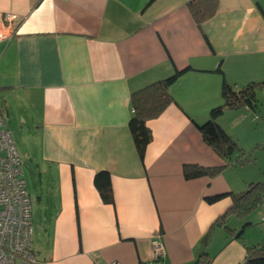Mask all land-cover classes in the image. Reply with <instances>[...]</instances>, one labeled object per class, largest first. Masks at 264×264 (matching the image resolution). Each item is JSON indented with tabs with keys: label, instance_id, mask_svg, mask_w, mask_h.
<instances>
[{
	"label": "crops",
	"instance_id": "1",
	"mask_svg": "<svg viewBox=\"0 0 264 264\" xmlns=\"http://www.w3.org/2000/svg\"><path fill=\"white\" fill-rule=\"evenodd\" d=\"M189 1L0 0V26L14 31L0 41V111L31 175L36 264H247L246 247H264V195L246 214L231 210V194L264 183V87L255 109L217 118L257 157L226 163L197 128L222 102L223 81H264V0H220L200 27ZM175 71L173 101L146 121L140 159L131 92ZM185 165L220 170L185 178ZM99 171L109 174L112 203L94 184ZM152 240L164 246L160 259Z\"/></svg>",
	"mask_w": 264,
	"mask_h": 264
},
{
	"label": "trees",
	"instance_id": "2",
	"mask_svg": "<svg viewBox=\"0 0 264 264\" xmlns=\"http://www.w3.org/2000/svg\"><path fill=\"white\" fill-rule=\"evenodd\" d=\"M219 1L190 0L187 3L190 15L198 27H200L203 21L215 14ZM180 74V71H175L165 78L153 81L131 92L132 114L128 126L140 159L143 158L145 148L151 139V132L146 126V121L157 117L173 101L169 93V87ZM262 87H264V81H251L239 89H235L233 85L223 81L221 86L222 102L210 109L208 119L205 122L197 125L203 141L226 163L232 162L234 158H236V161L243 162L246 157L237 141L228 135L219 125L217 118L225 109H237L244 106L255 109L257 107L256 90ZM219 170V168L185 165L183 167V174L185 178H192L201 175H213L219 172ZM93 181L103 202L112 203L113 194L109 174L105 171H99L95 174ZM262 195H264V183L251 182L248 184L247 189L231 194L233 200L231 210L238 216L246 214L262 199ZM220 197V195L211 196L207 197L206 200L214 202ZM227 213L219 217L217 224H221L218 221L223 220ZM222 225H226L225 221ZM226 226L225 228L234 232V236H241V231L235 232L229 226ZM246 249L247 264H264V247L257 248L256 246H251L246 247ZM192 264H209V260L205 258L197 260Z\"/></svg>",
	"mask_w": 264,
	"mask_h": 264
},
{
	"label": "built area",
	"instance_id": "3",
	"mask_svg": "<svg viewBox=\"0 0 264 264\" xmlns=\"http://www.w3.org/2000/svg\"><path fill=\"white\" fill-rule=\"evenodd\" d=\"M13 16L5 14L9 22ZM14 34L9 24L0 26V41ZM261 220H264L262 212ZM155 259L164 256L162 242H150ZM36 264L32 247L30 197L23 177L22 160L5 119L0 111V264ZM95 264H118L97 261Z\"/></svg>",
	"mask_w": 264,
	"mask_h": 264
},
{
	"label": "rangeland",
	"instance_id": "4",
	"mask_svg": "<svg viewBox=\"0 0 264 264\" xmlns=\"http://www.w3.org/2000/svg\"><path fill=\"white\" fill-rule=\"evenodd\" d=\"M258 104V103H257ZM258 130H259V139L261 140L260 142H259V144H260V148H264V122H262V123H260V125L258 126ZM17 135V134H16ZM14 140V139H13ZM16 146V148L17 149H19L20 150V140H18V144L17 145H15ZM19 146V147H18ZM255 149H253L252 151H254ZM261 151H264V150H261ZM259 153V152H258ZM253 153L251 152L250 153V157H252L251 155H252ZM20 156V155H19ZM255 155L253 154V157H254ZM258 156V163H264V153H261V154H258L257 155ZM257 156H255V157H257ZM245 160H244V162H248L249 161V156H247V155H245ZM21 158V160H22V157H20ZM22 166H23V170H24V175H23V177H24V179H25V181H26V184H27V186H28V188L30 189V187H31V175H30V172H29V169L27 170V166H26V164L24 163V162H22ZM28 167H30V166H28ZM15 264H17V262L15 263Z\"/></svg>",
	"mask_w": 264,
	"mask_h": 264
}]
</instances>
